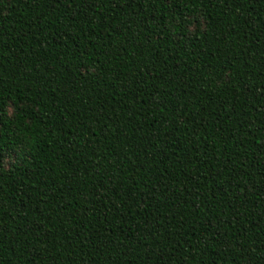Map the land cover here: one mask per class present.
Here are the masks:
<instances>
[{
	"label": "trees",
	"instance_id": "obj_1",
	"mask_svg": "<svg viewBox=\"0 0 264 264\" xmlns=\"http://www.w3.org/2000/svg\"><path fill=\"white\" fill-rule=\"evenodd\" d=\"M0 264H264V0H0Z\"/></svg>",
	"mask_w": 264,
	"mask_h": 264
}]
</instances>
